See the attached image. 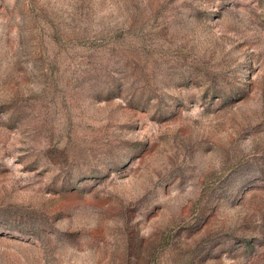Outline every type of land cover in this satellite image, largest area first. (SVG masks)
Masks as SVG:
<instances>
[{
    "label": "rangeland",
    "instance_id": "374dc122",
    "mask_svg": "<svg viewBox=\"0 0 264 264\" xmlns=\"http://www.w3.org/2000/svg\"><path fill=\"white\" fill-rule=\"evenodd\" d=\"M0 264H264V0H0Z\"/></svg>",
    "mask_w": 264,
    "mask_h": 264
}]
</instances>
